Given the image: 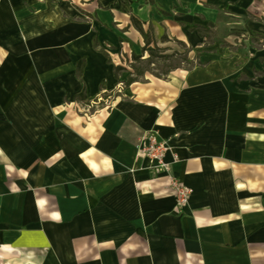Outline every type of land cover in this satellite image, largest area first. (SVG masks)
Masks as SVG:
<instances>
[{
    "label": "crops",
    "instance_id": "0c3cea01",
    "mask_svg": "<svg viewBox=\"0 0 264 264\" xmlns=\"http://www.w3.org/2000/svg\"><path fill=\"white\" fill-rule=\"evenodd\" d=\"M0 264H264V0H0Z\"/></svg>",
    "mask_w": 264,
    "mask_h": 264
},
{
    "label": "built area",
    "instance_id": "2783aa9c",
    "mask_svg": "<svg viewBox=\"0 0 264 264\" xmlns=\"http://www.w3.org/2000/svg\"><path fill=\"white\" fill-rule=\"evenodd\" d=\"M135 149L140 156L152 162L154 173L169 172L170 164L166 160L169 146L166 141L159 138L156 132L144 133L136 143ZM169 187L174 191L179 207H184L189 203L190 191L180 180L171 178Z\"/></svg>",
    "mask_w": 264,
    "mask_h": 264
},
{
    "label": "trees",
    "instance_id": "16d2710c",
    "mask_svg": "<svg viewBox=\"0 0 264 264\" xmlns=\"http://www.w3.org/2000/svg\"><path fill=\"white\" fill-rule=\"evenodd\" d=\"M132 24L134 25L135 28H137L140 31V33L142 34V37L144 38L145 46L142 48V51L148 53V55H149L148 62L152 65H155L156 61L158 59H161L163 62V66L167 67V70L164 72V75L168 74L173 69L183 68L182 63H184V62L188 63V65H189L187 67H184L187 70H191L196 66H202L203 65L200 61L194 62L193 60L189 59L187 55L184 56L183 53L174 52L172 55H168V54L158 55L159 52H161L162 50L165 51L167 49H161V48L157 47L156 45L151 46V35L149 34L148 31L146 32L142 29L141 23L135 17H132ZM202 35H203V33H202ZM165 41H167V37H163L162 42H165ZM94 44L96 47L98 46L96 38L94 39ZM179 44L184 46L182 43H179ZM176 55L178 57L177 62L174 63V65L172 66L171 60L174 57H176ZM133 59H134V61H140L141 56L133 55ZM166 62H168V63H166ZM79 65H81V62L78 63V67H80ZM119 70H122V68H116V72Z\"/></svg>",
    "mask_w": 264,
    "mask_h": 264
},
{
    "label": "rangeland",
    "instance_id": "374dc122",
    "mask_svg": "<svg viewBox=\"0 0 264 264\" xmlns=\"http://www.w3.org/2000/svg\"><path fill=\"white\" fill-rule=\"evenodd\" d=\"M88 17V16H86ZM88 18H91L93 19L92 17H88ZM94 21V19L92 20ZM188 48H184L182 45L178 44L177 42H172L171 43V47L170 49L168 50H162L161 52L158 53V55H163V54H168V55H172L175 51L178 52V53H183L184 56L188 54ZM203 50L202 49H198L197 52H195L196 55H199ZM145 59L141 60L140 62H137L135 63V66L137 67V70H143V72H149L151 74H154V75H158V76H163L164 75V72L167 70V67H164L163 66V62L161 59H158L156 61V64L155 65H152L148 62V57L149 55L148 54H145ZM177 55L176 57H174L172 60H171V65L173 66L174 63L177 62ZM195 60L199 61V59H194L193 61L195 62ZM168 63V62H166ZM127 66H130L131 67V64L127 61ZM182 66L183 67H187L189 66L188 63L184 62L182 63ZM136 70V69H135ZM12 254L10 255H6V258L5 260H12Z\"/></svg>",
    "mask_w": 264,
    "mask_h": 264
}]
</instances>
